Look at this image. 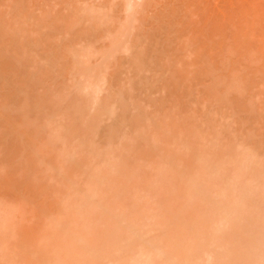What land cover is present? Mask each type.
Returning a JSON list of instances; mask_svg holds the SVG:
<instances>
[{
	"label": "rangeland",
	"instance_id": "rangeland-1",
	"mask_svg": "<svg viewBox=\"0 0 264 264\" xmlns=\"http://www.w3.org/2000/svg\"><path fill=\"white\" fill-rule=\"evenodd\" d=\"M151 254L264 264V0H0V264Z\"/></svg>",
	"mask_w": 264,
	"mask_h": 264
},
{
	"label": "bare ground",
	"instance_id": "bare-ground-1",
	"mask_svg": "<svg viewBox=\"0 0 264 264\" xmlns=\"http://www.w3.org/2000/svg\"><path fill=\"white\" fill-rule=\"evenodd\" d=\"M182 247H183V249H185V250H187V251H190V249L187 247V245H183ZM185 247H187V248H185ZM179 248H180V247H179ZM180 250H181V248H180ZM182 251H183V250H182ZM157 252H158V253H157ZM157 252H156L157 254L160 253L159 251H157ZM144 254H147V253H143V255H144ZM195 254H196V253H195ZM143 255H141V253H140V256H141V257H142ZM148 255H149V254L144 255V256H148ZM185 255L187 256L188 254H185ZM151 256H152V254L150 255L149 258L152 260V257H151ZM186 256H185V257H186ZM189 257H190V256L188 255V256L186 257V259H188ZM195 258H197V257H195ZM212 258H214V257H211V256H210V259H211V260H210L209 258H208V259H209L210 261H213ZM132 259H133V260H131V259L129 260V261H132L131 263L129 262V264H133V261H135L134 259H136V257H135V258H132ZM140 259H141V258H140ZM150 259H148V257H144V259H142V263H143V264H149V262L151 261ZM189 259H190V258H189ZM189 259L186 260V261H187V262H188V261L190 262ZM214 259H215V258H214ZM138 260H139V258H138ZM195 260H196V259H195ZM195 260H194V263L196 262ZM209 260H207V261H208L207 264H208V263H209V264H212V262H209ZM192 261H193V260H192ZM192 261H191V262H192ZM152 262H153V260L151 261V264H153ZM213 262H215V261H213ZM92 263H93V261H92ZM92 263H91V261H89V262H87V263H79V264H92ZM134 263H135V264H138L137 262H134ZM140 263H141V261H140ZM215 263H216V262H215ZM174 264H175V263H174ZM195 264H196V263H195ZM217 264H218V263H217Z\"/></svg>",
	"mask_w": 264,
	"mask_h": 264
}]
</instances>
